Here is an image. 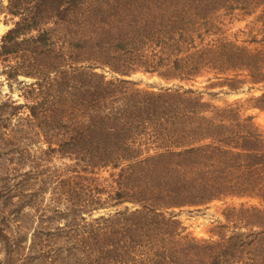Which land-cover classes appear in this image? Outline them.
Segmentation results:
<instances>
[{
    "label": "trees",
    "instance_id": "trees-1",
    "mask_svg": "<svg viewBox=\"0 0 264 264\" xmlns=\"http://www.w3.org/2000/svg\"><path fill=\"white\" fill-rule=\"evenodd\" d=\"M256 6L259 38L207 40L215 12ZM9 12L0 74L26 101L0 100V264H264V132L244 105L264 110V0H9ZM140 71L180 83L143 89ZM205 75L263 91L219 105L185 85ZM233 199L217 239L184 234L176 209Z\"/></svg>",
    "mask_w": 264,
    "mask_h": 264
},
{
    "label": "rangeland",
    "instance_id": "rangeland-1",
    "mask_svg": "<svg viewBox=\"0 0 264 264\" xmlns=\"http://www.w3.org/2000/svg\"><path fill=\"white\" fill-rule=\"evenodd\" d=\"M261 11V6H256L251 9V13L243 14L242 10L224 11L220 10L210 16L211 32L207 34V40L210 38L220 37L222 33L240 41L249 42L251 38L258 36L261 33V23L258 21V16ZM17 20L9 12V0H0V38L2 35L14 25ZM215 24V25H214ZM217 26V27H216ZM216 27V29H215ZM258 45V44H257ZM255 46V45H252ZM103 71L102 69H98ZM107 78H112L110 71L104 69ZM211 75L199 76L189 84L187 87L192 86L195 89L204 93V97L212 102L224 105L232 103L236 100L245 101L246 99L261 94L263 91L261 87L250 88L249 85L241 88L239 91L234 92L228 90L226 87L220 86L217 80H209ZM131 79L137 82L138 87L149 90H158L163 87L178 85L179 81H166L159 77L157 74H150L145 72H137L130 76ZM25 81L31 82V78H24ZM23 85L14 81L7 80L0 74V100L4 101L7 98H13L17 102H25L22 96ZM246 113L252 114L254 121L259 126L260 130L264 132V110L249 108L248 102L244 103ZM243 105V106H244ZM9 157V156H8ZM2 160L0 159V163ZM55 164H61V160L55 159ZM1 165V164H0ZM242 200L233 199L224 201H214L201 207H186L176 209L177 218L182 221L185 228L184 234L201 239H217L215 235L218 224L222 222L223 210L227 204H239ZM124 208V205L101 210L95 215L114 213L117 209ZM3 256L0 255V258Z\"/></svg>",
    "mask_w": 264,
    "mask_h": 264
}]
</instances>
